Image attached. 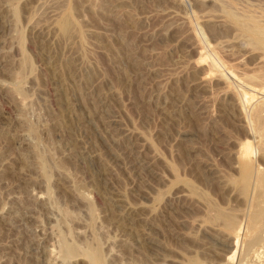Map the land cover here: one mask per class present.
Returning a JSON list of instances; mask_svg holds the SVG:
<instances>
[{"label": "rangeland", "instance_id": "374dc122", "mask_svg": "<svg viewBox=\"0 0 264 264\" xmlns=\"http://www.w3.org/2000/svg\"><path fill=\"white\" fill-rule=\"evenodd\" d=\"M263 32L264 0H0V264H264V212L222 221L264 175Z\"/></svg>", "mask_w": 264, "mask_h": 264}, {"label": "bare ground", "instance_id": "6f19581e", "mask_svg": "<svg viewBox=\"0 0 264 264\" xmlns=\"http://www.w3.org/2000/svg\"><path fill=\"white\" fill-rule=\"evenodd\" d=\"M67 16V15H66ZM59 29H60V33L62 34V36H64V38H68L70 35H71V32H72V29H73V25H72V23L70 22V20H69V18H65L64 20H62L61 22H60V24H59ZM264 33V32H263ZM263 35L261 36V41L264 43V39H263ZM219 76V75H218ZM222 77V76H221ZM224 77V76H223ZM260 78V77H259ZM252 80H255L256 81V78L255 77H253L252 78ZM258 81L260 80V79H257ZM246 82V81H245ZM249 83V82H248ZM252 83H254V82H252ZM252 85V84H251ZM254 86H257L258 87V85H255L254 84ZM259 88V87H258ZM263 90V89H262ZM261 90V91H262ZM244 94H245V97L246 98H248V99H250V98H252V96H253V94H252V92L249 90L248 92H245L244 91ZM247 162V161H246ZM254 173V172H253ZM251 177V171H250V168H249V166L246 164L245 166H244V169H243V176H242V179H241V189L243 190L242 192L243 193H247V192H245L249 187H248V181H249V178ZM250 182V181H249ZM250 184V183H249ZM254 189H256L257 191V196H256V198L254 199V201H253V203L255 204V206H254V204H253V206H254V210L252 211L253 213H252V217H251V220H250V222L248 223L247 221H246V224H244V225H246L244 228H241V224H240V222H239V224L237 223V220H234V214L231 216V218H228V217H222V221H223V224H224V228H226L228 231H230L231 233H233L234 235H232V237L234 236V238H232V240L234 239L235 241H237L239 238H240V235H241V233L243 232V234L245 235L246 234V236H244V237H246V238H248L247 240V244H249V245H251V244H253L254 242H255V240H257L256 239V233H257V235H259L258 234V232H259V228H260V222H262L261 220H262V216L264 215L263 214V212H264V210H263V205L261 206V203H263L264 202V175L263 174H260L259 173V175L257 176V180H256V183L254 184V187H253ZM255 191V190H254ZM255 197V196H254ZM253 208V207H252ZM221 213V212H220ZM218 214V213H217ZM224 214V213H223ZM222 214V215H223ZM263 214V215H262ZM220 215V214H219ZM225 215H229V214H225ZM230 217V216H229ZM233 218V219H232ZM237 218V217H236ZM235 218V219H236ZM218 219H220V218H218ZM261 230V229H260ZM258 231V232H257ZM229 232V233H230ZM230 233V234H231ZM229 234V235H230ZM230 238H231V236H230ZM240 240V239H239ZM259 240V239H258ZM231 241V240H230ZM235 241H231V242H233L232 244H236L235 243ZM249 242V243H248ZM256 242H258V241H256ZM229 244H230V242H228ZM227 244V243H226ZM225 244V245H226ZM238 245V244H237ZM228 246H231V245H228ZM233 246V245H232ZM250 247V246H249ZM96 254H97V252H96ZM95 254V255H96ZM98 255V254H97ZM96 255V256H97Z\"/></svg>", "mask_w": 264, "mask_h": 264}]
</instances>
